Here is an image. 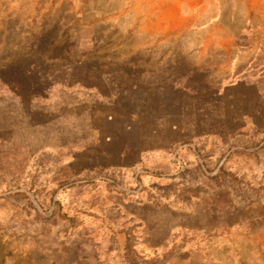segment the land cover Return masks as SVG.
<instances>
[{
    "label": "rangeland",
    "instance_id": "1",
    "mask_svg": "<svg viewBox=\"0 0 264 264\" xmlns=\"http://www.w3.org/2000/svg\"><path fill=\"white\" fill-rule=\"evenodd\" d=\"M0 264H264V0H0Z\"/></svg>",
    "mask_w": 264,
    "mask_h": 264
}]
</instances>
